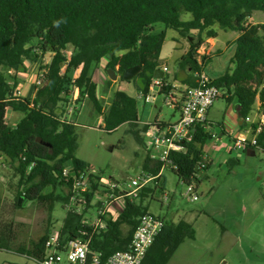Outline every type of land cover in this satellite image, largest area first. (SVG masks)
I'll list each match as a JSON object with an SVG mask.
<instances>
[{
	"label": "trees",
	"instance_id": "16d2710c",
	"mask_svg": "<svg viewBox=\"0 0 264 264\" xmlns=\"http://www.w3.org/2000/svg\"><path fill=\"white\" fill-rule=\"evenodd\" d=\"M256 12L264 13V0H0V157L9 161L19 177L17 206L21 199L47 202L52 214L56 203H69L71 185L62 180L68 162H73L77 173H90V180L102 178L92 174L89 164L76 155V125L62 120L69 93L77 88L76 104L82 107L85 101H90L95 111L103 115L107 131L114 132L124 124L136 128L140 121L138 100L116 91L106 109L94 73L101 61L107 59V71L116 72L123 82H135L139 77L142 85L138 89L147 95L151 78L160 69L167 29L184 37L196 32V41L191 42L178 65L179 71L193 78V83L187 80L188 87L196 86L194 74L206 69L218 56V53L200 55L206 38L219 37L215 27L238 32L232 68L214 80V85L230 94L229 103L233 98L239 100L244 118L252 115L258 99L264 112V23L250 22ZM185 14H192L193 19L184 21ZM57 21H60L58 25ZM156 24H163L166 30L156 33ZM49 53L53 54L51 60L41 64L40 72L45 76L43 87L37 90L34 99L17 97L19 76L28 71L26 62L37 63ZM137 66L143 67L142 72L131 81L124 80L125 71ZM79 69L82 71L76 78ZM171 88L170 85L167 91ZM10 109L25 114L16 127L7 123ZM207 124L194 129L192 137L183 143L185 151L170 155L177 167L172 171L179 180L187 185L195 182L198 189L208 169L197 177L205 146L212 140L213 123ZM260 124H254L255 132ZM148 130L149 126L144 125L141 132L145 134ZM134 133L140 140V131ZM258 144L264 147V125ZM161 166L150 157L146 160L148 173L157 175ZM48 188L53 191L45 194ZM65 188L68 195L57 193ZM99 188V183H94L92 191L85 194L88 205ZM113 192L119 194L118 190ZM153 192V188L146 187L138 200L127 199L119 218L109 221L106 230L94 235L90 264L96 254H100L104 264L116 252L129 249L141 217L151 214L144 202ZM82 218L72 212L67 214L62 229L55 232L63 243L83 237ZM164 224L143 264H169L187 239L196 238L195 229L186 221ZM52 234L47 232L29 250L20 249L21 253L29 251L33 258H43ZM8 237L0 233V252L11 249Z\"/></svg>",
	"mask_w": 264,
	"mask_h": 264
},
{
	"label": "rangeland",
	"instance_id": "374dc122",
	"mask_svg": "<svg viewBox=\"0 0 264 264\" xmlns=\"http://www.w3.org/2000/svg\"><path fill=\"white\" fill-rule=\"evenodd\" d=\"M191 19L192 14L183 16L184 21ZM250 22L264 23V13L256 12ZM219 32L218 46L213 47L211 52L222 49L227 54L216 56L207 66L206 71L212 79L222 76L224 70L221 66L227 67L228 56L236 51V46L232 44L238 32ZM192 36L184 37L175 30H168L160 60L174 73L178 74L179 71L177 61L191 42L196 41V32ZM210 48L209 45L207 51ZM105 79L109 80V75ZM135 81L141 83L139 77ZM121 82L120 77L118 84ZM109 84L104 85L102 82L101 90L105 93L103 97L109 95ZM109 101V97L102 100L106 109ZM164 101L160 97L156 102L159 109H154V105L145 106L139 100L138 126L135 128L131 124H124L114 132L105 129L104 118L92 108L93 105L83 106L76 128L77 157L89 164L95 176L115 180L120 185L128 184L131 179L143 175L144 165L149 158L150 141L141 132L144 124L153 122L158 115L166 121L176 119L173 117L174 110ZM77 106L68 99L63 114L73 107L71 113L73 119H76ZM227 110L226 97L220 98L211 109L209 121L213 123L214 133L220 132L218 125L226 120ZM24 117V113L10 109L7 123L12 127L17 126ZM64 120L72 122L68 117ZM135 131H140L142 140L136 137ZM217 143L216 139L208 141L205 146L207 153L213 152ZM209 176V179L202 181L197 202H191L186 197V186L170 169L164 172L160 187L152 184L149 186L154 192L145 199L144 205L151 214L168 223L188 221L196 232V239H187L169 264H264V152L258 148L255 156L242 155L240 163L230 173L219 166L218 171H210ZM18 183L15 169L10 167L9 161L0 157V233L9 236L11 247L0 252V264H39L29 251L23 254L20 249L29 250L33 243L39 242L49 231L50 234L59 232L69 210L67 203L63 202L55 204L52 214L47 202L21 199L20 206H17L20 190ZM51 191L53 189L48 188L45 194ZM57 193L68 195L69 190L65 188ZM165 194L171 199L165 201ZM237 218L239 221H236ZM224 227L231 230L232 235L227 234Z\"/></svg>",
	"mask_w": 264,
	"mask_h": 264
},
{
	"label": "built area",
	"instance_id": "2783aa9c",
	"mask_svg": "<svg viewBox=\"0 0 264 264\" xmlns=\"http://www.w3.org/2000/svg\"><path fill=\"white\" fill-rule=\"evenodd\" d=\"M108 62L103 59L100 63L102 70L107 69ZM165 74L170 73L168 66L160 69ZM13 75V71H9ZM196 86H185L184 90L178 92V87L173 86L167 91L170 84L164 78H151L149 93L142 95L144 105H155L160 97L164 98V103L173 110H180V118L172 124H164L161 121L147 123L149 130L145 136L150 140L148 145L150 160L157 164H162L161 170L157 175L145 172L143 175L131 179L128 184L120 185L115 180L101 178L90 180V173H77L73 162H68L62 172V180L71 185V199L67 203V210L74 214L83 216L82 224L85 227L83 237L72 239L63 243L58 233H53L47 241V254L40 259H35L39 264H90L89 254L91 253V242L95 234L107 229L109 221H115L125 208L127 199L138 200L141 191L151 186H158L159 179L167 169L176 170L177 167L170 160L172 152H183V143L192 137V132L197 126H208V114L214 104L227 93L218 86L214 85L212 79L205 69H201L194 74ZM45 76L40 72L35 88L38 90L43 87ZM17 97H21L19 93ZM247 123L253 122L252 115L244 118ZM264 121L261 122L257 131L252 136L240 134L233 139L234 151L244 152L249 148H260L258 136L262 132ZM212 133V139L219 140L220 137ZM191 136L189 139L188 136ZM209 159H204L198 165L200 175L208 167ZM93 181V182H92ZM186 197L191 202L199 200V189L195 182L185 184ZM94 183H99V190L96 192L90 205L85 199V194L92 191ZM118 190L119 195L113 191ZM171 197L164 195V200L168 201ZM71 204V205H69ZM92 210V213H89ZM164 221L153 215L147 214L141 217L140 224L134 233L132 242L127 251L116 252L104 264H143L148 251L155 243L157 237L164 228ZM87 228L89 230H87ZM91 264H101L100 254L93 257Z\"/></svg>",
	"mask_w": 264,
	"mask_h": 264
},
{
	"label": "crops",
	"instance_id": "0c3cea01",
	"mask_svg": "<svg viewBox=\"0 0 264 264\" xmlns=\"http://www.w3.org/2000/svg\"><path fill=\"white\" fill-rule=\"evenodd\" d=\"M217 27H215V28L218 31H220L219 27L218 28ZM154 29H155L156 33H160L162 31L166 30V27L163 24H156L154 26ZM168 30L169 29H167V34H168ZM219 36H220V32H219ZM238 36H239V33H238L237 37H234L232 46L235 45L234 42L238 38ZM218 38L217 39H213V38L207 39L206 38V44L204 45V47H202V49L200 51V55L202 57L203 56H214L215 53H218L217 54L218 57L219 56H226L225 55V53L227 54L226 50L222 51V49L221 50L219 49L216 52H211L212 50H214L213 47L215 48L216 46H218V43H217ZM209 45L211 46V48L209 49V51H207ZM189 49H190V47H188L187 51H185V53L182 54L181 58L187 54ZM177 50H178V48H177ZM234 54L235 53H233V55H231L230 57L228 56L227 67L225 65H224V67L221 66V68L224 70L222 76H224L232 68L231 59L234 56ZM52 55L53 54L49 53V54H46L45 56H41L40 61L37 63L32 62V61L26 62L28 71L19 76L21 84L19 86L18 93L20 94L21 97L28 98V99H34L35 98V95L37 93V90L35 88V82H36V80L40 74L41 64L42 63H48L51 60ZM105 60L108 62L107 59H105ZM180 60L181 59H179L177 61V63L180 62ZM163 66H167V65H165V64L163 65L161 63V60H160V67L159 68L161 69V68H163ZM205 70H207V67ZM97 75H101V76H97ZM106 75L108 76L107 70H102L100 67L94 73V82L98 85V91H99V96H100L101 100H103V99L106 100L109 97V99H110L109 102H111L112 96H113L112 94H114L113 90L115 92L116 91H123V92L127 93L129 96L137 99L138 101L142 100L141 98H142L143 94L138 89L139 86H141L142 84L137 83L136 81L131 82V83L130 82H121L120 84H118L120 77H118L117 81H112L109 84V86L111 87V88H109L110 89L109 95H106L105 97H103L102 95L105 93H103V91L101 90L102 82H104V85H107L109 83V80H110V79L109 80L105 79ZM222 76H220V77H222ZM164 77H165L166 81L171 85V87H173V86L178 87V92L185 89L184 88L185 85H188L187 84L188 79H191V81L193 83V78L190 77L188 75V73H185L184 71H178V74H177V73H174L170 69V73L165 74ZM220 77H217L216 79H218ZM216 79H214V80H216ZM71 92L72 93L70 94V96L68 98L70 101L74 102V106H75L76 100L79 97V90L77 88H72ZM230 97H231L230 94L226 95L227 101ZM87 104L92 105L91 102L85 101L83 103L82 107H79V106L76 107L77 112H78L76 119H73V117H72L71 112H73V107L68 108V112L63 114L62 120H64V118L67 119V117H68L69 119L72 120V123H74L77 127L78 123H79L78 120H79L80 115L83 111V106H86ZM105 106H107V105H105ZM145 106H147V105H145ZM92 108H94V106H92ZM157 108H158V106H157V104H155L154 109H157ZM211 109H210L209 114H208V119H209ZM94 110H95V108H94ZM58 112H59V114L62 113V111H58ZM240 114H242V110L240 109V106H239V100L237 98H233V101L231 103L228 102V110L226 113L227 118L223 123H221L223 125V127H219V129H220L219 133L220 134L219 133L216 134L213 132L214 134H216L220 137L219 140H216V143L217 142L218 143L214 146L213 152L207 153V151L204 149L205 150V156L208 157L209 162H208V169L203 173V175L201 177L200 184H199V190L201 188L202 181L210 178V176H209L210 171L213 170L216 173L219 169V166H220V168H223L228 173H230L232 168L234 166H236L238 163H240V157L242 155H245V154H247L249 156H255L256 155V151H258V148H252V147L249 148L248 150L244 151V152H237L236 153L233 149V147H234L233 139L235 137L239 136L240 134H246L248 136H252L254 134V127H253L254 124H256L258 122L261 123L264 121V112L261 110L260 100L259 99L257 100L256 105H255V110L252 113L253 122L247 123L245 121L243 115H240ZM101 116L103 117V115H101ZM173 117L176 119H174L173 121H166V120L160 119V115H158L154 119L153 122L161 121L164 124L175 123L180 118V110L179 109L174 110ZM7 118H8V114H7ZM67 122H69V120ZM147 123H152V122H146L145 124H147ZM14 127H16V126H14ZM260 148L264 152V147H260ZM144 171L147 172L145 165H144ZM163 177H164V175L159 179V185H158L159 187H160V183L162 182ZM236 221H239L238 218L236 219ZM164 222H166V220H164ZM186 222L189 223L188 221H186ZM172 223L178 224L175 222H172ZM223 229L227 234L232 235L233 232L231 230H228L227 227H224Z\"/></svg>",
	"mask_w": 264,
	"mask_h": 264
},
{
	"label": "water",
	"instance_id": "95a60500",
	"mask_svg": "<svg viewBox=\"0 0 264 264\" xmlns=\"http://www.w3.org/2000/svg\"><path fill=\"white\" fill-rule=\"evenodd\" d=\"M142 69L143 67L142 66H137V67H133V68H130L128 70L125 71L124 73V80L126 81H131L133 80L137 75H139L141 72H142ZM82 69H79L77 75H76V78L79 77L80 73H81ZM107 74L109 75L110 79L112 81H117L118 80V74L112 70H108L107 71ZM154 76L157 77V78H164V73L163 71H161L160 69L159 70H156L155 73H154ZM242 115V114H240ZM191 136L189 135L187 138L189 139Z\"/></svg>",
	"mask_w": 264,
	"mask_h": 264
},
{
	"label": "clouds",
	"instance_id": "9594fccd",
	"mask_svg": "<svg viewBox=\"0 0 264 264\" xmlns=\"http://www.w3.org/2000/svg\"><path fill=\"white\" fill-rule=\"evenodd\" d=\"M57 25L60 23V21L55 22Z\"/></svg>",
	"mask_w": 264,
	"mask_h": 264
}]
</instances>
